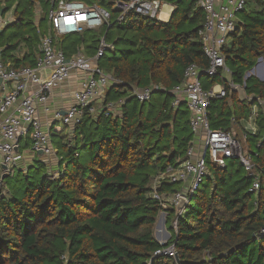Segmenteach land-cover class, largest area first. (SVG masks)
I'll return each mask as SVG.
<instances>
[{"label":"trees","instance_id":"1","mask_svg":"<svg viewBox=\"0 0 264 264\" xmlns=\"http://www.w3.org/2000/svg\"><path fill=\"white\" fill-rule=\"evenodd\" d=\"M7 1L8 9L17 5L13 22L0 32L2 60L14 67L34 66L41 37L47 33L15 30L7 36V31L25 23L35 1ZM81 1L111 11L110 23L60 36L57 46L68 56L81 45L94 54L105 37L114 48L98 65L119 81L107 90V101L124 99L123 111L86 115L71 140L55 142L58 178L48 175L41 160L4 178L0 264H264V137L250 134L245 140L254 175L242 163L235 167L238 158H229L225 167L208 161L210 189H200L201 183L178 218L175 208L168 210V243L175 244L177 258L154 255L160 247L155 226L162 198L154 196L153 181L168 165L187 158L194 136L189 109L185 103L173 106L172 90L190 64L209 65L199 39L204 10L196 0H177L167 21L133 11L118 22L114 0ZM240 18L226 48V63L233 82L246 83L247 93L264 97V80L245 78L264 59V5L250 3ZM21 43L23 50L18 48ZM224 83L227 97L216 99L210 108L216 129L229 128L232 115L243 117L250 105L240 103L236 90ZM144 88L153 93L140 102L135 92ZM153 94L161 96L150 103ZM229 95L234 112L227 103ZM43 168L39 177L37 171ZM257 178L261 186L251 191ZM175 185L163 183L159 195L177 190ZM176 218L177 230L172 225Z\"/></svg>","mask_w":264,"mask_h":264},{"label":"built area","instance_id":"2","mask_svg":"<svg viewBox=\"0 0 264 264\" xmlns=\"http://www.w3.org/2000/svg\"><path fill=\"white\" fill-rule=\"evenodd\" d=\"M41 1L48 4L46 15L50 28L48 33L41 37L36 64L23 67L5 64L0 49V188L4 185V175L11 174L25 160L21 148L24 138L30 136L33 154H39V151H43L42 155L54 153L50 134L44 130L40 120L39 108L47 103L52 91L65 83L73 72L85 73L81 87L74 93V103L64 113L56 114L70 129L80 124L86 115L96 117L102 112L112 115L118 105L125 103L124 99L104 100L107 90L119 82L98 65L100 57L107 50L114 48L105 37L100 38L94 56L87 55L84 45L71 56L57 46V38L60 36L108 25L111 11L81 0H36ZM252 2L264 5V0H196V5L205 12V21L199 29V39L209 65L203 68L197 63L190 64L184 71L182 81L172 93L175 95L173 106L185 101L190 112L191 129L194 136L202 140V148L197 149L194 143L191 144L184 161L177 165H168L154 179L153 194L162 198V213L169 208L177 210V218L184 213L190 196L209 173L208 161L225 167L229 158H238L245 170L254 175L255 165L252 157L245 151L244 146L242 147L241 141L231 129L213 128L210 120L213 102L228 95L224 80L234 90L239 85L232 81V71L226 63V48L232 33L240 23V14ZM166 5L168 3L163 0H114V6L120 11L118 22L123 21L126 15L133 11L161 20L160 16ZM10 9L6 1L0 0V32L14 20V12L8 13ZM252 71H247L245 78L252 75ZM203 76L219 77L220 84H214L211 89H207L202 83ZM240 86L245 87L246 83ZM152 93V88H144L137 89L135 95L143 102L149 99ZM253 99L264 108V97L253 96ZM249 133H257L256 121L250 123L245 136ZM4 166L6 168H3ZM165 182L181 183L183 186L170 195H159L158 190ZM260 186L257 178L250 190H258ZM183 198L186 203L183 208H179ZM177 218L172 223L176 230ZM168 240L160 241V247L154 252L155 256L177 258L175 244H169Z\"/></svg>","mask_w":264,"mask_h":264},{"label":"crops","instance_id":"3","mask_svg":"<svg viewBox=\"0 0 264 264\" xmlns=\"http://www.w3.org/2000/svg\"><path fill=\"white\" fill-rule=\"evenodd\" d=\"M167 6L170 7V5H167ZM162 20H164V19H162ZM166 20H169V18ZM166 20H164V21H166ZM85 52L89 56L95 55V53L90 54L89 52H87V49H85ZM37 55H38V53H37ZM252 69H254V68H252ZM84 74L85 73L83 71L73 72L71 74V77L65 83H63L59 87H56L52 91L50 98L47 101V103H45L44 105H42L39 108L40 120L42 122L44 130L50 134V138H51L50 144L54 150L53 154L56 156V158L58 160V162H57L58 172L60 170L58 151H57V148L55 146V142L53 141V137L59 136L60 139H62L63 141H66V140L63 137V135H61L62 130L59 131L57 129V124L61 120L59 118H57L56 114L57 113H64L74 103V93L78 89H80L81 83H82L81 80L84 77ZM204 77H207V76H203V78ZM260 80H262V79H260ZM202 83H203L204 87L207 89H211L214 85V83L213 84L212 83L205 84L203 81H202ZM215 84H220V80H218V82H215ZM239 85H241V84H239ZM245 88H246V86H245ZM246 95H247V98L245 99V101H248L250 104V105H248V108L246 109L247 110L246 115H244L243 117H240V118H237L236 114L232 115V118L230 119V122H229V128H227V129L232 130V132L236 135V137L240 141H242L245 151L247 153H250L249 147L247 146V142L245 139L248 137L249 134L250 135H261L262 137H264V125L261 124V122L264 123V116H263L264 115V108L262 106L258 105L256 103V101L253 99V96H257V94L247 93V91H246ZM107 96H108V94L106 93L104 96V100H107ZM237 98L239 100L238 93H237ZM239 102L243 103V101H240V100H239ZM182 103H185V101H182ZM227 103H228L229 107L232 109V111L234 112L235 105H234V100L231 97V95L228 96ZM122 111H123V106L118 105L116 107L115 115H119V114L121 115ZM252 121H256L257 133H249L247 136H245V132L250 127V123ZM70 132H72V134H73L74 129H69V133ZM201 142H202V140L200 141V137L193 136V143H194V146L197 147V149L202 148ZM31 146H32V141L30 139V136L24 138L21 141V148L25 154V160L19 164L17 169L26 170L27 168L33 166L35 164L36 160H41L46 164V162H47L46 157L48 155H41V154L35 155V154H33L31 152ZM53 154H51V155H53ZM46 166H47V164H46ZM47 168L49 169V166H47ZM59 174H60V172H59ZM182 186H183V184H181L180 187H175V189H179ZM170 193H171L170 191H169V193L165 192L166 195H170ZM168 210H170V208ZM168 213H169L168 211H166L164 213H162V211H161L159 216H158L157 222H156L155 236L159 242L161 240H168L172 234L171 230L168 227V225H169L168 219H166V218L162 219L161 218L162 216H166V215L168 216Z\"/></svg>","mask_w":264,"mask_h":264},{"label":"rangeland","instance_id":"4","mask_svg":"<svg viewBox=\"0 0 264 264\" xmlns=\"http://www.w3.org/2000/svg\"><path fill=\"white\" fill-rule=\"evenodd\" d=\"M3 1H6L7 2V5H8V1L7 0H3ZM35 1V5L32 9L29 10V12L27 13V15L25 16L26 20H25V23L24 24H19V26L17 27H11L10 29H8L7 31V36H9L10 34H12V32H14L15 30H18L19 33H27V35H33V34H39L40 32H44L45 33H48L49 31V20L48 18L46 17L45 20H43L42 22L40 21L42 19V17H44V14L46 15V12L48 11V4L44 1H41V2H36ZM177 0H166V2L168 3V5H170L171 7V11L170 13L173 14L175 8H176V5L174 4ZM191 0H184V4H188ZM17 5V2L15 3V5H13V7H11V9L8 11V13H12L14 12L15 10V7ZM23 8V7H21ZM43 11V12H41ZM34 13V14H33ZM171 16V15H170ZM241 16V14H240ZM171 18V17H170ZM33 21V22H32ZM20 40V36H18L17 38L14 39V42H18ZM19 50H23V45L22 43L20 44V46L18 47ZM253 71L251 72V74L253 76H255L256 78L258 79H264V60H258L256 65L253 67ZM219 77H204L202 78V81L207 84V83H215V82H218ZM160 94H153V97L151 98V101L150 103H154L155 100H156V97L159 96ZM161 96V95H160ZM148 101V102H149ZM147 102V103H148ZM149 105V104H148ZM57 129L60 131L62 130L61 132V135H63V137L65 138V140H71L72 137H73V134L72 132L69 133V129L70 127L65 125L63 123V121H59V123L57 124ZM58 139H60L59 136H54L53 137V141L56 142ZM241 145L243 144L242 141L240 142ZM243 147V145H242ZM42 155V154H41ZM47 159V166H49V169H48V175H51V176H54L56 178H58L60 175H59V172H58V169H57V158L56 156L53 154V155H48L46 157ZM241 163V160L240 159H237L236 160V163H235V167L239 166ZM38 172V176L41 177V174H44L45 172V169L43 168L42 171H37ZM18 174V169L15 168L12 172V175L11 176H16ZM31 174H35V172L31 171ZM210 180L208 179V177H206L204 179V181L202 182L201 186H200V189H207L209 190L210 189ZM181 186V183H178V185H175V187H180ZM198 199L194 198V200L192 202H196ZM162 219L166 218L168 219V216H162L161 217ZM172 223V222H171Z\"/></svg>","mask_w":264,"mask_h":264},{"label":"water","instance_id":"5","mask_svg":"<svg viewBox=\"0 0 264 264\" xmlns=\"http://www.w3.org/2000/svg\"><path fill=\"white\" fill-rule=\"evenodd\" d=\"M178 1H181V0H178ZM171 16H172V14H171ZM170 16V17H171ZM260 60H262V58H260ZM253 70V69H252ZM247 74H249V73H247ZM0 81H1V79H0ZM236 91H237V93H238V96H239V100L240 101H245V99L247 98V95H246V88L244 87V86H240V85H238L237 87H236ZM42 152L43 151H39L38 153L39 154H42ZM3 168H6V166H4ZM7 175H4V178L6 177ZM191 200L192 199H190L189 200V202H191ZM185 199L183 198L182 200H181V203L179 204V208H183L184 207V205H185Z\"/></svg>","mask_w":264,"mask_h":264},{"label":"bare ground","instance_id":"6","mask_svg":"<svg viewBox=\"0 0 264 264\" xmlns=\"http://www.w3.org/2000/svg\"><path fill=\"white\" fill-rule=\"evenodd\" d=\"M170 11H171V7H169V6H165L164 7V9L162 10V13H161V16H160V19L162 20V19H164V20H166V19H170V15H171V13H170ZM164 20H162V21H164ZM167 21V20H166Z\"/></svg>","mask_w":264,"mask_h":264}]
</instances>
